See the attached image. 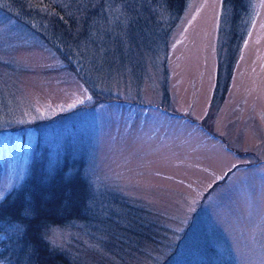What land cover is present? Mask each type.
I'll return each instance as SVG.
<instances>
[{
  "label": "rangeland",
  "instance_id": "rangeland-1",
  "mask_svg": "<svg viewBox=\"0 0 264 264\" xmlns=\"http://www.w3.org/2000/svg\"><path fill=\"white\" fill-rule=\"evenodd\" d=\"M142 1L156 17L136 11L121 43L77 67L0 9V198L28 177L43 131L56 154L63 141L84 156L114 216L138 207L150 237L117 264H264V0H247L232 29L224 0L179 13ZM49 233L80 235L110 264L79 224Z\"/></svg>",
  "mask_w": 264,
  "mask_h": 264
},
{
  "label": "trees",
  "instance_id": "trees-1",
  "mask_svg": "<svg viewBox=\"0 0 264 264\" xmlns=\"http://www.w3.org/2000/svg\"><path fill=\"white\" fill-rule=\"evenodd\" d=\"M150 1L153 6L158 3ZM163 2L178 13L185 6V0ZM223 5L232 8L228 27L232 29L246 11L247 0H224ZM145 6L142 0H0V9L13 19L33 30L43 28L47 35L44 40L65 61L75 62V67L79 63L88 66L85 52L105 48L108 52L111 43H121L123 26L132 21L136 11L152 13ZM151 16L156 17L153 13ZM225 37L223 41L235 42L236 36L230 39L229 31ZM67 136L70 143L71 135ZM55 142L45 139L43 131H39L28 177L0 198V264H101L103 260L97 253L84 248L80 235L71 234L72 241L67 244H54L49 237L51 228L58 227L67 234L78 224L92 237V243L96 240L103 251L112 252V260L107 261L110 264H117L119 255L127 254L123 252L125 248L132 253L135 248L146 247L150 232L138 227L142 218L138 207L130 208L132 217L125 218L121 212L115 217L96 198L90 180L85 177L84 156L71 160V143L63 141L58 155L53 147ZM1 170L0 163V175ZM109 218L116 222L111 224ZM146 226L154 228L152 224Z\"/></svg>",
  "mask_w": 264,
  "mask_h": 264
}]
</instances>
